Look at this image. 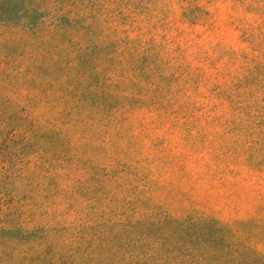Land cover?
Segmentation results:
<instances>
[{"label": "trees", "instance_id": "1", "mask_svg": "<svg viewBox=\"0 0 264 264\" xmlns=\"http://www.w3.org/2000/svg\"><path fill=\"white\" fill-rule=\"evenodd\" d=\"M177 1L180 18L200 10ZM34 2L0 26L37 31L49 13ZM94 38L45 58L0 51V200L28 192L23 181L38 193L24 212L87 213L94 230L54 250L61 264H264V51ZM20 55L31 72L14 64ZM236 181L258 185L255 214L217 219L207 192L228 197Z\"/></svg>", "mask_w": 264, "mask_h": 264}, {"label": "rangeland", "instance_id": "2", "mask_svg": "<svg viewBox=\"0 0 264 264\" xmlns=\"http://www.w3.org/2000/svg\"><path fill=\"white\" fill-rule=\"evenodd\" d=\"M30 1L32 0H0V19L11 13L9 9L13 6L16 11H23ZM179 2L177 0H35V4H39L46 13H49L44 22L35 32L0 26V51L17 53L32 51L43 53L42 58H45L54 51H84V49L79 50L81 43L85 41L92 43L94 36L103 35L109 38L122 35L129 39L138 35L140 39L153 37L156 41L163 42L166 37L176 36L174 44L159 47L160 51H264V0H185L183 5L189 4L191 11L197 7L200 10L193 11V14L190 12V16L182 18H180ZM62 11L67 13L65 15L72 21L70 24L62 23L61 27L56 23L59 22L58 15ZM55 12L56 14H53ZM147 22L154 25L146 26ZM85 23H90L92 26L90 32L85 31ZM179 30L182 32L179 33ZM185 39H188L189 46L181 44ZM251 42L253 46H249L248 43ZM130 44L134 48L138 42ZM106 48L103 46L100 51H107ZM24 59V56L20 55L14 64L19 69H25L27 73L31 72L33 70L31 65ZM40 70L43 73L48 71L44 67ZM56 70H62V66H56ZM30 85L31 82L26 83V86ZM187 172L193 173V168H188ZM18 185V189L24 186L29 191L17 193L16 189L10 196L8 190L4 200H0V264L63 263L64 257L61 260L54 258V250H64L70 246V241L74 242L72 246L78 245L81 235H75L76 230L92 233L94 228L85 223L87 213L35 211L29 213L33 207L24 212L35 202L34 197L36 195L37 198L38 193L33 192L34 185H27L23 181ZM250 185L249 182L236 181L233 187L238 191L234 192L231 188L230 191L234 194L228 197L217 196L216 192L212 191L207 192L209 196L208 200L205 198L206 203L221 209V212L211 214L217 219L243 218L255 214L248 211L256 209L257 203L252 196H254L253 192L258 190V185L253 183ZM250 188L254 190L250 191ZM38 200L41 201L40 196ZM187 202L185 198L181 204ZM24 204L25 208L22 209L21 206ZM70 215L75 216L74 221L65 222V218ZM88 215L92 216L93 213ZM45 222L47 225L42 226ZM33 241H42L44 247L42 253L38 249L29 247ZM135 246L130 245L128 249H139ZM19 250L27 251L26 256H20Z\"/></svg>", "mask_w": 264, "mask_h": 264}]
</instances>
